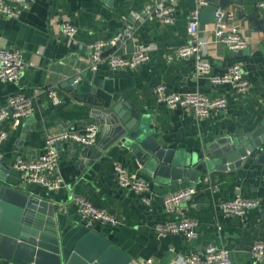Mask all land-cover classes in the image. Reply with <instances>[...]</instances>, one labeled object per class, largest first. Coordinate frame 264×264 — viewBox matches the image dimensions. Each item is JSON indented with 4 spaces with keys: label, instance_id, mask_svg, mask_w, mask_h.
<instances>
[{
    "label": "crops",
    "instance_id": "1",
    "mask_svg": "<svg viewBox=\"0 0 264 264\" xmlns=\"http://www.w3.org/2000/svg\"><path fill=\"white\" fill-rule=\"evenodd\" d=\"M145 1L28 0L20 17L0 16V45L19 49L26 61L34 62L20 80L0 83V105L6 104L12 94L22 92L31 97L34 108L19 126L9 120L3 123L8 137L0 148V170L5 163L13 166L19 158L32 160L42 156L48 131L82 129L92 121H99L102 129L95 145L75 142L58 145L59 172L66 179L67 188L50 191L23 181L19 170H11L10 179L21 181L29 194L55 203L64 258L93 229L130 255L131 262L136 264H184L186 255L209 242L225 246L230 251L231 264H264L257 262L252 252L256 242L264 241V166L254 164L260 151L244 170L232 173L228 179L218 178L215 185L209 184V173L202 169L196 183L182 181L176 186L165 183L161 187L145 173L128 147L118 143L107 145L111 135L104 131L101 119L94 116L95 112H104L108 117L115 107L123 112L129 111L128 107L147 109L151 112L152 129L159 138H165L168 146L196 156L211 155L238 137L251 141L264 119V11L257 6L260 0H242L247 14L242 18L235 5L237 0H229V22L247 37L249 46L245 49L233 51L215 41L214 22L200 25V36L208 42L205 50L213 62L212 74L222 75L233 63L242 64L251 82L247 95L236 93L230 84H213L206 76H197L193 56L178 54V48L189 40L188 19L196 0H175L174 20L170 24L147 18L143 11ZM216 3L219 5V0ZM66 18L79 27L75 40L57 32ZM127 26L135 30L132 43L131 39H123L114 51L108 50L116 44L107 49L104 56L113 52L130 55L137 44L146 43L151 45L150 60L135 70L115 69L106 61L93 69L88 44L113 39ZM73 77L79 78L77 88L63 86ZM161 83L168 92L199 90L214 97L225 96L228 105L199 119L188 107L171 109L158 102L154 88ZM50 88L57 89L58 100L49 95ZM75 93L77 97L73 96ZM78 113H84L83 117ZM108 126L113 129L114 124ZM117 164L149 181L150 204L119 185ZM189 185L198 188L194 198L174 211H167L164 197ZM238 195L259 199L260 205L243 216L224 212L222 202ZM78 196L115 213L120 223L88 228L75 202ZM185 217L199 221L197 238L189 239L184 233L162 235L156 230L158 225Z\"/></svg>",
    "mask_w": 264,
    "mask_h": 264
},
{
    "label": "built area",
    "instance_id": "2",
    "mask_svg": "<svg viewBox=\"0 0 264 264\" xmlns=\"http://www.w3.org/2000/svg\"><path fill=\"white\" fill-rule=\"evenodd\" d=\"M28 0H0V16L20 17L23 12V5ZM31 1V0H29ZM197 5L190 11L188 19L189 40L186 44L178 48L181 57L193 56L195 60L197 76H206L213 84L227 83L240 95H247L251 90V82L246 76V72L240 63H233L222 75L212 74L213 62L208 52L205 50L207 41L200 36L201 12L209 4L208 0H196ZM175 0H147L144 3L143 11L147 18L151 20H161L167 24L173 22ZM258 8L264 11V0L257 4ZM216 21L214 22L215 41L226 45L230 50L239 51L249 46V41L243 31L229 22V11L227 7L217 6ZM60 34H64L75 40L79 33V27L69 18L60 22L58 26ZM135 30L127 26L123 33L113 39H102L90 42V66L97 69L99 64L106 61L115 69L135 70L150 60L151 45L139 43L135 46L130 55L111 53L104 56V52L116 44L121 39H133ZM33 61H26L21 50L4 47L0 45V83L15 82L23 77L29 65ZM79 80V78H77ZM49 95L58 100L57 89L50 88ZM154 94L158 102L166 104L169 108L178 107L190 108L199 119L207 118L212 111L217 108H225L228 100L225 96H210L199 90L184 92H168L167 86L163 83L154 88ZM32 99L27 94L17 92L12 94L6 104L0 105V148L8 137V131L2 127L6 121H11L14 125L22 124L23 118L33 112ZM99 121H92L82 129L67 128L60 131H48L45 134V153L32 160L23 158L17 159L12 168L22 173L25 182L39 184L50 191L65 189L68 183L59 172L60 152L58 145L63 142H75L83 146L95 145L101 132ZM118 183L122 188H127L140 196L141 201L150 204L151 184L148 180L130 172L122 164L115 166ZM198 188L189 185L177 189L166 195L163 199L165 209L169 212L177 209L181 204L188 202L197 194ZM75 202L79 207L81 217L88 228H93L96 224L110 223L117 225L120 223L118 216L100 206L95 205L87 197L78 196ZM260 205L259 199H253L238 195L222 202V210L226 213L243 216L250 208ZM199 221L196 218L185 217L181 220H174L163 225H158L156 230L162 234L184 233L189 239L198 237ZM221 228V226H219ZM252 252L257 262L264 261V241H258L252 246ZM151 261V260H150ZM32 264L27 262L4 264ZM230 251L221 244L209 242L203 247H198L195 251L185 256L184 264H231ZM128 264H136L129 262ZM173 264H177L174 262Z\"/></svg>",
    "mask_w": 264,
    "mask_h": 264
},
{
    "label": "water",
    "instance_id": "3",
    "mask_svg": "<svg viewBox=\"0 0 264 264\" xmlns=\"http://www.w3.org/2000/svg\"><path fill=\"white\" fill-rule=\"evenodd\" d=\"M208 1L209 4L201 12L202 23L216 21L215 12L218 4L216 0ZM219 5L228 7L229 0H219ZM235 5L239 10V17H246L242 0H237ZM250 17L258 20L256 16ZM122 41L121 37L108 51H114ZM132 41L131 39V43ZM69 85H71L69 89L77 88L79 86L77 77L63 84ZM73 96L77 97L78 94L75 93ZM128 108L129 111L123 112L119 107H115L113 114L108 117L104 112H95L94 116L101 119L105 125L104 131L111 135L108 136L107 145L118 143L128 147L145 173L160 183L161 187L166 184L176 186L182 181L196 183L202 169L209 173V184L215 185L218 178L228 179L232 173L244 170L247 162L255 157L257 151L260 152L254 158V164L264 166V119L261 126L252 134L251 141L247 137H238L231 145L211 155L196 156L182 148L168 146L165 138H159L149 121L151 119L149 110ZM108 124H114L113 129ZM12 169V166L5 163L3 170H0V264L131 262L130 255L93 229L87 231L77 241L70 256L64 258L57 231L55 203L38 195L29 194L21 181H12L10 179Z\"/></svg>",
    "mask_w": 264,
    "mask_h": 264
},
{
    "label": "trees",
    "instance_id": "4",
    "mask_svg": "<svg viewBox=\"0 0 264 264\" xmlns=\"http://www.w3.org/2000/svg\"><path fill=\"white\" fill-rule=\"evenodd\" d=\"M79 114V113H78ZM84 113L82 115L79 114L80 117H83Z\"/></svg>",
    "mask_w": 264,
    "mask_h": 264
}]
</instances>
